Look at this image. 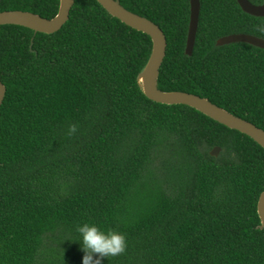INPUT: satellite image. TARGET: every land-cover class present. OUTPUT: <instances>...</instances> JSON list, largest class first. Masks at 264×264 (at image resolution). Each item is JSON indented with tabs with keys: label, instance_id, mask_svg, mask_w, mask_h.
<instances>
[{
	"label": "trees",
	"instance_id": "trees-1",
	"mask_svg": "<svg viewBox=\"0 0 264 264\" xmlns=\"http://www.w3.org/2000/svg\"><path fill=\"white\" fill-rule=\"evenodd\" d=\"M200 1L188 56L190 0H120L166 35L159 89L264 130V49L217 46L234 34L264 39V18L237 0ZM59 7L0 0V12L49 20ZM152 49L96 0H76L54 34L0 26V264H82L83 223L127 237L102 264H264V148L193 108L148 99L138 76Z\"/></svg>",
	"mask_w": 264,
	"mask_h": 264
},
{
	"label": "water",
	"instance_id": "water-1",
	"mask_svg": "<svg viewBox=\"0 0 264 264\" xmlns=\"http://www.w3.org/2000/svg\"><path fill=\"white\" fill-rule=\"evenodd\" d=\"M76 0H60L58 15L49 20L40 15L24 11L0 12V26L14 25L21 26L35 33L54 34L60 31L68 22L70 13ZM111 16L117 18L130 28L148 35L153 42V49L150 58L138 76V83L145 96L153 102L164 105H184L197 110L212 120L236 130L254 140L264 148V130L253 123L236 117L227 110L212 103L207 98H202L186 92H164L159 89V76L161 67L167 55V38L163 30L154 22L135 14L124 6L120 0H96ZM242 10L251 16L264 18V5H253L249 0H237ZM191 16L188 32L186 54L192 56L196 44L199 28L201 1L190 0ZM244 43L264 49V39L245 35L234 34L218 40L217 46L222 47L230 44ZM7 89L0 80V108L6 98ZM222 149L216 147L211 155L218 157ZM258 214L261 219V228L264 229V192L258 201Z\"/></svg>",
	"mask_w": 264,
	"mask_h": 264
},
{
	"label": "clouds",
	"instance_id": "clouds-1",
	"mask_svg": "<svg viewBox=\"0 0 264 264\" xmlns=\"http://www.w3.org/2000/svg\"><path fill=\"white\" fill-rule=\"evenodd\" d=\"M77 132L75 124L70 125L68 134ZM77 232L80 239L76 240L84 252L82 264H102L105 258L116 257L127 250V237L122 232L102 230L94 223L78 225Z\"/></svg>",
	"mask_w": 264,
	"mask_h": 264
}]
</instances>
